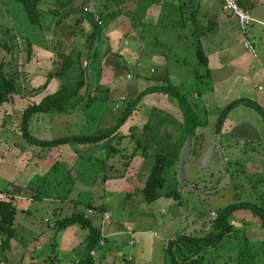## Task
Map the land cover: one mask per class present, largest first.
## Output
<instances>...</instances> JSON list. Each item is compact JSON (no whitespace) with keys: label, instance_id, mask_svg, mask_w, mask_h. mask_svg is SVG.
I'll list each match as a JSON object with an SVG mask.
<instances>
[{"label":"rangeland","instance_id":"obj_1","mask_svg":"<svg viewBox=\"0 0 264 264\" xmlns=\"http://www.w3.org/2000/svg\"><path fill=\"white\" fill-rule=\"evenodd\" d=\"M136 1L124 0L117 4L123 12L116 17L115 23L110 25L104 32L102 47L104 51L108 50V53L102 61L103 69L100 80L114 89V91L110 92L111 100L109 102L97 101L89 110L84 111V115L81 117V120L87 121V125L84 127L76 123L67 126V124L57 122L59 119L55 118L54 122L56 124L51 139L83 134L100 135L113 127L120 118L126 101L130 102L134 97L131 86L140 83L142 79L147 80L145 75L151 69H154L157 71L156 78L158 80L165 82L164 78L168 76L171 82L176 87H179L181 93L186 95L190 104H197L199 106L200 111H197L198 120L203 122L208 119L207 126H204L206 127L204 134H198L197 137L195 133L194 136L188 138L187 142L182 140L185 148L180 146L181 136L179 133H182L184 130L182 128L184 123L183 114L177 111V107L175 108L174 105L171 108L165 105L162 108H166L172 111V113L174 110L176 111V114L173 113L174 117L164 116L161 119L157 116L156 111L152 110L153 115L157 116L160 121L157 120V117H154L150 130H145L142 134L140 130L134 129L132 137V129L130 130V134L128 128H133L136 125L141 126L143 129L145 119L148 120L150 117L151 107L149 105L152 103H145L144 106L141 105L143 110L140 112L139 108L137 116H134V119L130 121L128 120L118 134L120 136V132L121 134L126 133L121 137L128 139L127 143L123 142L125 146L127 144L128 147L132 146V148H128V153H132L134 149L139 150L140 154L144 153L145 149L136 147L138 140L149 145L151 148L149 150L152 152L157 151L159 148L167 149L169 146H174L171 143L176 141V147L169 155H175L174 153L178 148H182L180 151L183 153L180 154V159L177 163L172 160L171 164L174 163L175 165L168 167V181L162 193H166L169 190L178 191L180 193V201L174 198L161 197L151 203L144 202L138 205V207H135V204L129 206V196L127 194L110 193L105 190L103 176L105 175L104 169L106 168L99 165H89L85 160L76 165H60L57 172L56 169L49 172V168L52 164L54 165V162L51 159H46V155L44 154H47L50 149L29 145L20 131L21 109L31 101L30 99L33 102L38 99L33 96H27L25 92H22V95L13 97L11 103L0 107V199H8L9 195L3 194V192H15L14 187L18 185L23 188L29 186L36 189L41 188L40 191L36 190L33 192L34 197L27 196L28 198L32 197L35 199L32 206H26L25 211H21V208L19 209L21 212L16 216L17 237L14 239L15 242H18V246L19 244L21 245V248H29L32 246L35 238L39 237L42 233H47L44 239L47 240L44 248L36 254L33 251L27 253V257L31 259L37 258L35 264H48L43 259L49 257L48 253L51 251V247L53 250H56L55 252H58L61 264H75L74 257L77 252H74L73 249L83 243V233L87 234L88 232L79 225H74L61 231L57 235L56 243H54L53 237L56 235L54 234V229L57 220L66 218L69 215L71 216L74 212L86 211L88 202L92 203L97 209L96 213L91 216L93 224L97 226L102 225L103 230L106 225L105 233L107 232L110 235L107 248L119 245L116 252L121 256L130 254L132 248L128 243L132 237H137L136 231H138V228H140L139 224L143 221L141 216L149 214L152 219L150 222L152 225L149 226L152 232L148 234L146 242H143V240L140 243L145 253V257L142 256L141 258L145 259V263L147 264H164V249L168 241L182 233L195 236L203 235L207 231L206 228H210V223L215 219L212 216V212L218 214V210L239 200L252 202L257 205H261V201H264V192H256L253 186L250 187L251 184L257 185L259 183L257 176H254L258 173L253 172L251 176L246 173L244 169L245 165H241V163L245 162L244 160H251L250 162L256 165V163L264 159V116L247 106H240L231 113V118L236 122V127L241 123L249 122L257 129L263 141L262 145H256L255 141L252 140V137L254 138L255 136L253 131L249 132L246 138H244L242 137L244 131L241 135L236 134V132L229 133L228 129L225 132L226 124L222 128L221 135L218 136L216 134V123L220 116V109L216 108L221 107V105L213 100L214 105L211 106V109H207L202 98L206 92L210 97L214 96L215 92L212 93V87H215L216 80L213 76L208 78L206 68L199 64L197 54L199 41L193 23L186 21L194 11H199V7H197L199 1L193 0L190 3V0H160L161 2L153 0V4L148 8L151 16L154 13L156 15V11H160L163 14L164 21L167 18L170 19V16H176L174 19H178L175 23L167 22L165 24H163L162 20L159 23L157 17L154 16L150 17L146 21V24L142 20L135 21V19L140 20L141 18V14L135 9ZM211 1L219 2L218 0H204L203 3ZM105 2L107 1L72 0L69 6L66 5V8L85 9V6L88 4L87 6L90 10H95L99 4L104 5ZM60 7L61 4L57 0H45L39 3V10L45 11L43 27H41L29 24L26 11L17 0H0V23H14L13 25L19 33L18 41L20 45L25 48L26 39H30L38 47L40 45H50L52 48L53 52L48 49L50 57L31 60L34 64L33 70H35L36 78L33 84L36 86L43 85L47 75L52 70L56 72L60 70L62 66V59L59 58L60 54H69L73 46L80 47L83 50V61H86L85 39L91 32L92 27L87 20H83L81 25H76L80 17L79 14L72 17L69 16L62 23H58V16L55 17L53 12L60 9ZM255 9L258 11L264 9V2L263 7L262 4L258 5L252 9V12L253 10L255 12ZM131 13L135 15V18L129 16ZM3 14L5 15L4 18H2ZM199 15H202V13L200 12ZM138 23L141 25H137ZM254 23L248 29V32ZM183 24H185L184 27ZM164 25H167L168 28H164ZM255 26L257 30H260L257 24ZM262 28L264 30V26ZM244 51L242 50V52ZM21 53L20 62L22 61L23 66H25L27 63L25 62L27 53H23V51ZM150 54L162 56V58L159 57L162 60L165 57L166 64L160 65L154 63L151 58H147ZM9 57L4 54V50L1 48L0 63L5 64V72L9 78H12L13 64L10 62L11 65L8 63L6 65L5 63L9 61ZM54 62H56V67L54 66ZM227 62L229 63V61ZM19 71L22 72L21 66H19ZM128 74L133 76L132 79H127ZM97 76V73L93 70L92 78L95 84L97 83ZM23 77L24 75L22 74V78H18V83L24 88L22 90L28 91L26 88L29 87V82L25 79L24 83H21ZM142 84L144 89H149L150 83L142 82ZM55 85L56 83L53 86L51 84V88L48 87V89L55 91L53 89ZM261 85L264 86V83ZM140 88L142 87L140 86ZM227 88L229 87L225 85V90ZM198 92L204 94L201 97H197ZM220 93L221 91L218 92V94ZM174 97L172 95L167 96L170 104H175L174 102L177 101ZM39 115L47 116V114ZM73 117H76V115ZM33 121L35 122V120ZM95 121L98 122L96 123ZM34 122L31 124V129L33 126L35 127L33 125ZM93 122L96 124L94 123V125ZM37 129L40 130L39 126H37ZM32 133L36 135V129H33ZM251 133L254 136L250 135ZM168 134H172L173 140L172 138H167ZM49 135V132L42 133L38 136V139H45ZM142 136H145V138ZM103 144H108L115 148L119 146L118 139L116 141L113 139L109 143ZM211 147L213 148L211 150L212 153L210 151ZM206 148H209L208 154ZM33 155L35 158H33ZM44 156L45 158H42ZM108 156L105 150L103 159H107ZM205 157L208 159L206 160ZM31 160H33V164L42 161L44 167L42 170L43 174L32 179L31 175L34 170H27V168L33 169L34 165L30 163ZM106 161L108 162V160ZM148 163L150 162L148 161ZM149 165H145V172L147 169L151 171L153 163ZM106 167L108 173H111L115 172L120 167V164L113 168ZM95 169L101 170L100 173L98 170L99 175L95 173ZM24 177H27L28 180ZM145 177L147 179V176ZM144 182L142 184L140 182L141 185L139 187H144L146 185ZM133 188L131 187L126 191L135 192L134 196H136V200L139 202V200L144 198L142 194L143 190ZM137 192H141V194L138 195ZM24 200L23 196L21 202H24ZM71 203H75V206ZM132 207L135 208L132 210ZM104 210H107L105 212L110 214V219L105 220L107 221L104 222L105 224L102 222ZM175 218L176 220L174 221ZM171 221L175 222L173 228H171ZM256 221L258 222L259 218L249 210H239L230 218L231 224L235 225L237 231H243L242 229L246 223L253 224ZM194 222L198 225V228H192L191 224ZM129 224L134 226L136 236H134L135 232L128 233L126 230L112 233L115 232L116 226H118V229H126V226ZM158 226L159 228L157 229ZM189 228L194 230H188L187 232ZM106 229H109V231ZM156 231L158 235L160 234L159 238L154 234ZM237 235L236 237L233 235L226 238L218 249L206 252L204 254V261L200 264H237L236 258L237 256L239 257L243 250V244L246 243L243 232L238 231ZM2 236L4 237V235ZM152 240L153 248L150 247ZM99 246L103 247L104 243L99 244ZM103 253L107 254V258H112L113 256L112 253L108 254L102 248L100 254L103 255ZM49 260L52 264V259L50 258ZM27 263L31 264L32 262ZM114 264H117V262L114 261Z\"/></svg>","mask_w":264,"mask_h":264},{"label":"trees","instance_id":"obj_2","mask_svg":"<svg viewBox=\"0 0 264 264\" xmlns=\"http://www.w3.org/2000/svg\"><path fill=\"white\" fill-rule=\"evenodd\" d=\"M23 5L24 10L27 13L28 22L31 25H38L43 27V22L45 18V12L39 10L38 5L40 2L45 0H17ZM54 1V0H53ZM61 7L58 10H54L53 15L58 16V23H62L64 19L73 15H80L76 22V25H81L83 20H87L92 30L87 35L85 39L86 56L85 62L83 50L80 47L73 46L70 53L60 54L59 58L62 59V66L58 72L52 70L46 77V81L43 85L38 88H26L28 91H24L22 86L18 83V78L21 77L22 73L24 75V70L19 71L20 63V42L18 41V36L10 28H6L0 25V49L8 51L12 55V78H9L5 72V64L0 63V107L12 102V98L17 95H22L25 92L27 96H38L35 102H28L21 109V122L20 131L23 138L28 142L29 145L38 146L43 149H53L68 145H97L101 143L110 142L113 139L119 137V131L127 123V121L132 117L135 111L139 108L142 109L141 105L145 97L152 93H163L169 96H175L174 98L178 102V108L180 113L183 114L184 123L182 128L184 129L181 133L182 140L187 142L189 137H192L197 132L198 127H204L208 124V119L201 122L198 120V113L200 111L197 104H190L189 99L186 95L182 94L179 87H176L168 76L164 78L165 82L163 86L151 87L149 89L143 90L139 95L132 99V101H126V105L123 107L121 116L118 121L113 125V127L107 129L100 135L94 134H83V135H71L58 137L54 139H38L34 137L30 132V121L34 116L39 114H49V115H71L79 111L89 110L97 101L109 102L110 101V87L103 84L100 80L102 76V61L108 50L104 51L102 47V41L104 38V32L108 29L110 25L115 23L116 17L120 15L123 11L121 7L117 4L124 0H106L104 5H98L95 10L88 9H75L66 8L72 2V0H57ZM85 1V0H84ZM193 0H190L192 3ZM241 0H239V3ZM153 4V0H137L135 9L141 14L140 20L135 19V21H143L145 15H147L148 8ZM67 5V6H66ZM88 5V4H87ZM87 5L85 8H87ZM241 5V4H240ZM196 6V4H195ZM242 6V5H241ZM196 10V8H195ZM197 11V10H196ZM194 11L190 18H187V22H192L194 25V30L199 41L198 45V60L199 64L204 66L207 70L208 78L212 77V73L209 69V60L207 55L200 44V37L204 35L207 31L205 26L200 25L198 20V11ZM163 14H160L158 22L165 23H175L178 19L176 16H170V19L164 21ZM53 16V18H55ZM130 17L135 18L132 13L129 14ZM185 22V21H184ZM183 22V23H184ZM138 23L137 25H139ZM142 24V22H141ZM140 24V25H141ZM137 25H135L137 27ZM151 25V24H149ZM158 26V25H157ZM185 24H183V27ZM160 27V25H159ZM162 28V27H161ZM164 28H168L164 25ZM3 41V42H2ZM32 41L26 39V53L27 57L25 62L30 63L33 55L32 51ZM56 67V62H54ZM97 73V83H94L92 78V71ZM53 80L58 81V89L54 92L47 93V89ZM213 90V87H212ZM23 92V93H22ZM207 93V92H206ZM204 93L198 92V96H202ZM240 106H247L260 115L264 116V109L261 105L250 99H238L229 103L226 107L220 109V116L216 123V134L221 135L223 127L226 122L230 119L231 113ZM156 111V110H154ZM154 117H151L149 122L145 126V130H150L151 122ZM134 130V129H133ZM133 130L132 134L133 135ZM167 138H172L171 134L167 135ZM173 140V139H172ZM175 143V144H174ZM179 143L180 146H182ZM167 149H157V151H151L149 145L144 144L142 141H138L137 146L141 149H145L144 153H141L145 157L148 156L153 160V167L150 171L149 178L146 182V186L143 190L144 200L147 203H151L160 199L161 197L174 198L180 201V193L178 191L169 190L166 193H162V190L167 184L168 178V152L173 151L176 147V142L171 143ZM179 146V147H180ZM111 147V146H110ZM113 147V146H112ZM111 147V148H112ZM119 150V149H118ZM181 148H178L176 153H180ZM134 151L131 155L127 156V161L124 165L129 166L130 160L136 154ZM136 153V154H135ZM58 165V164H56ZM59 166V165H58ZM57 166V168H58ZM106 177V176H105ZM106 179V178H105ZM15 193L23 194L25 196H33L34 191H40L41 188H23L20 186H15ZM3 193H6L4 191ZM130 198V196H129ZM97 210V209H96ZM239 210H249L259 218V224L262 229H264V206L257 205L252 202H243L241 200L228 205L227 207L218 210L217 217L210 223V228L203 235L195 236L189 235L187 233H182L171 240L168 241L167 246L164 249V264H200L204 261V254L208 251L218 249L226 238L236 237L237 230L234 225L231 224L230 218L235 215ZM104 213V212H103ZM108 213V212H105ZM110 215V214H109ZM17 210L14 206V196H9L8 199H0V234L4 235L0 244V255L2 262L6 259L5 253L11 247V241L17 236V224H16ZM74 225H79L82 229L86 230L87 236L84 238L82 244L78 245L74 252L76 262L75 264H96L95 252L99 247V244L103 240L102 231L100 228L96 227L90 215L84 214L82 212H74L71 216L57 220L55 225L53 242H55L57 235ZM243 250L239 257L237 256V264H255L258 262L256 255L259 248L258 245L252 244L247 236L244 234ZM56 245V244H54ZM55 248V246H54ZM55 253V259H58ZM94 252V254H93ZM54 261V259H53ZM52 261V264L54 262Z\"/></svg>","mask_w":264,"mask_h":264},{"label":"crops","instance_id":"obj_3","mask_svg":"<svg viewBox=\"0 0 264 264\" xmlns=\"http://www.w3.org/2000/svg\"><path fill=\"white\" fill-rule=\"evenodd\" d=\"M158 1L161 2L160 0H158ZM194 1H196V0H194ZM198 1H199V4L197 5V7H199L198 20L200 22V25L205 26V30L207 31L204 35H202V37H200L199 40H200V44L204 50V53L208 57L209 69L212 73V76L216 80L215 87H213L214 89L212 90V93L215 92L214 96L210 97L208 93H206L205 95L202 96V98L204 99L205 107L207 109H211V106L214 105L213 100H215L217 104L221 105V107H218L216 109H222L234 100L250 99V100L258 102L261 105V107L264 109V86L261 85L262 83H264V30L262 28L264 26V9H261L259 11L257 9H255V12H254V10L252 12V9L256 8V6H258V5L262 4V7H263L264 0H241V2H240L242 7H244L245 9H248L252 13L253 18L255 19V23L249 32H248L249 28L246 30V32L242 31L240 23L234 17H232L229 13L225 12L222 9V4L220 2H212L211 1L209 3H203L204 0H202V1L198 0ZM152 7H155V6H152ZM156 12H157V14L155 15V13H154L152 16L157 17V19H158L161 12L160 11H156ZM200 12L202 13V15H199ZM152 16L149 14V11H148L147 15H145V17H144L143 22H145V24H146V21H148L150 19V17H152ZM4 17H5V15L3 14L2 18H4ZM157 19H156V21H157ZM13 24H14L13 22H9L6 24L0 23V25H2L4 27L12 29L14 31V33L17 36H19L17 28ZM256 24L258 25V27H260V30L256 29V26H255ZM246 42H249L251 44V46L253 48V52H250L245 47ZM32 44H33V46H32V50H33L32 56L33 57L31 60H33V59H44V58L50 57L48 55V53L50 51H52V48L50 47V45L49 46L48 45L47 46L46 45L45 46L40 45V47H38L35 43L32 42ZM23 48L24 47L22 45H20L19 57H20V54H22L21 51H23V53L26 52V50H25L26 47L24 49ZM242 50H245V51L242 52ZM4 54L7 57L10 56L9 61L5 62L6 65H7V63L10 64V62H12V58H13L12 55L6 50H4ZM34 55H35V57H34ZM159 57L162 58V56H156L154 54L153 55L150 54L149 56H147V58L148 59L151 58L154 63H158L160 65H162V64L165 65L166 64V58L164 57V59L162 60ZM227 61H229V63ZM20 63H22V61ZM144 63H145V60H144ZM22 66H23V64L21 65V70H24V72H26V73H24V77H23V80L21 83H24V80L27 79V82H29V87H27L28 89L29 88H31V89L32 88H38L39 86H36L33 84V81L36 78H35V70H33L34 64L32 63V61H30V63H28V64L26 63V65L23 66L24 68ZM149 73H147V75H145L147 80L142 79V81L140 83H138L134 86H131L132 93L134 94L133 99H135L141 91L146 90L143 88L142 82H147L148 84L150 83L149 88L156 87V86H163L164 81L158 80L156 78V74H157L156 70L151 69ZM128 75H130L131 78H128ZM128 75H127V79H132L133 76L131 74H128ZM21 78H22V74H21ZM103 80H104V78H103ZM55 83H56V85L53 89L57 90L58 89V81L53 80L51 82L52 86ZM102 83L104 84L103 81H102ZM51 84L49 85V88H51L50 87ZM258 84H259V86H258ZM225 85H226V87H229V88H227V90H225ZM108 86L110 87V92L114 91V89L110 85H108ZM140 86L142 88H140ZM260 88H262V89L260 90ZM50 91L54 92V91L49 90V89H47L46 92L50 93ZM220 91H221V93L218 94V92H220ZM261 91H262V93H260ZM167 96L168 95L163 94V93H152V94L148 95L147 97H145V99L143 100L142 106H144L145 103H152L149 105V107H151L149 119H151V117H157V116L162 119L164 116H173L174 114H176L175 110L173 111V113H174L173 114L172 111H170L166 108H162L165 105H168L167 107H169V108L173 107V105H174L175 108L177 107L176 108L177 111H179L178 102L176 101V102H174L175 104H170ZM196 96L199 97L198 94ZM33 97H36V96H33ZM36 98H38V96ZM159 98H160V100H159ZM30 100H31V102H33L32 99H30ZM110 100H111V97H110ZM142 110L143 109H140V112ZM152 110L153 111L156 110L157 116L153 115ZM137 114H138V111H135L133 116L130 117L129 121L134 119V116H137ZM75 115H76V117H73ZM82 115H84V111H79L75 114H71V115H67V116L61 115V117H59L60 115H49V114H47V116L37 115V116H34L30 121V127H31V124L34 122L33 120H35V122L33 124V125H35V127L33 126L32 129L30 128V132L36 138H38V136L41 135L42 133L49 132L50 135L45 139L50 140L52 138V132L55 129V124H56V122H54L55 118L59 119V121H57V122H61L62 124H67V126L70 124L76 123V124H78V125L80 124L84 127L85 125H87V121L86 120L84 121L83 119L81 120ZM158 117H157V120L160 121V119H158ZM231 117L232 116L230 115V119L226 122L225 129H224L225 132H227L226 130L228 129L229 133L236 132V134L241 135L242 132L244 131L242 134V137L246 138V135L249 132L253 131L255 133V136L252 133L250 134V135L254 136V138L252 137V140L255 141L256 145H259V144L262 145L263 144L262 138L259 136L257 129L251 123L244 122V123L239 124V126L236 127V122L233 121V118H231ZM148 120L145 119L146 123L144 122L143 129L141 128V126L134 125L133 128H128V130L130 131L131 129L132 130L137 129L138 131L140 130V132H142V134H143L145 126L149 122ZM95 122H93V124ZM37 126H39L40 130L37 129ZM175 127H177V125H175ZM33 129H36V135H34L32 133ZM205 129H206V127H202V128L198 127L197 132H196L197 137H198V134H200V135H201V133L204 134ZM131 131H130V134H131ZM123 134H126V133L121 134V132H120V136L115 139V141L118 139V142H119V146L116 148L115 147L110 148V145L101 143V144H97V145H86V146L68 145V146H63V147L51 149L47 154L46 153L44 154V155H46V159H51V161L54 162V165L52 164V166L49 168V172L55 171V169L57 172L60 165H76V164H79L82 160H85L89 165L103 166L104 168H106V169H104L105 175L103 176V179H104L103 183H105L104 184L105 190L110 192V193L115 192L118 194H123V193L127 194L128 196H130V198L128 199L129 200L128 205L132 206L135 204L136 205L135 207H138V205L145 202L144 198L139 200V202H137L136 196H134L135 192H127L126 190L130 189L131 187L133 188L135 186L140 190L141 189L144 190L146 185L144 187L143 186L139 187V185H141L144 181H145L144 183L146 184V182L149 178V175H150V169H147V171L145 172L144 167L146 164L152 165L153 162H152V158H150L148 156L146 157V155L144 157L143 155H141L137 151V154L135 153L136 155L132 159H128V160H130V163H129V166L126 167L124 165V163H125V161H127V156L131 155L134 151H136V149H134L132 151V153H128V151H129L128 148H132V146L128 147V144L126 146L124 145L123 142L127 143L128 139L122 138L121 136H123ZM179 134L182 137L181 133H179ZM131 136L133 137V135H131ZM142 137L145 138V136H142ZM119 138L122 140L120 141ZM138 141H141V140H138ZM106 143H109V142H106ZM180 144L182 145L183 143H180ZM121 145L122 146L124 145V146L122 147ZM182 147L185 148V145L183 144ZM206 149H207V154H208L209 148H206ZM212 149L213 148L211 147L210 151ZM105 150L107 151V156L109 155L107 157V159H103V153L105 152ZM181 150H182V148H181ZM171 152H173V151H169L167 154L168 160H169L168 166L175 165L174 163L171 164L172 160H174L177 163V161L180 159V154L183 153L181 151L179 154H177L175 152L174 153L175 155L170 156L169 154ZM211 153H212V151H211ZM187 155H189V154H187ZM39 157H41V155H39ZM206 157H205V159H206ZM33 158H35V156ZM42 158H45V156ZM42 158H40V159L42 160ZM205 159H204V162H205ZM106 160H108V162ZM148 161L150 163H148ZM244 161L245 162L241 163V165H245L244 169H245L247 174L252 176L253 172L258 173L257 175H254V176H257L259 183L257 185L251 184L250 187L253 186V188L255 189L256 192H264V159H262L259 163H256L254 161V163H256V165H254L252 162H250L251 160H248V161L244 160ZM30 163H32V165H34L33 169L27 168L28 171L34 170L33 174L31 175L32 176L31 179L39 176L40 174H43L42 170L44 169V167L42 165V161L40 163L36 162L35 164H33V160H31ZM56 164H58L59 166ZM119 164H120V167L117 168L115 170V172L108 173L106 166L113 168L114 166L119 165ZM57 166H58V168H57ZM121 166H123V168H121ZM247 167H249V168H247ZM135 168H136V170L138 169L137 172H136ZM45 169H47V167H45ZM98 170L100 173V171H101L100 169L94 170L96 174H98ZM144 175L147 176V179ZM45 177H47V176H45ZM24 178L26 180H28L27 177H24ZM140 182H141V184H140ZM226 184H227V182H226ZM93 186H95V185H93ZM93 186H92V188H93ZM137 188H133V189H137ZM3 194L9 195L10 197L14 196V206L17 210V215L19 212L25 211L26 206H29V207L32 206L33 202L35 201V199H33L32 197L28 198L29 196L27 197L23 194H17L16 195L15 192H6ZM137 194L139 195V194H141V192H137ZM142 194L144 195V192H142ZM143 195H141V196L143 197ZM23 196H24L25 200H24V202H21V198L23 199ZM26 199H28V200H26ZM261 202H262L261 205L264 206V201L262 200ZM67 203H70V202H67ZM18 204H19V207H18ZM71 204L75 206V203H71ZM135 207H132V210ZM89 210L93 211V213L90 215V218H91V216L96 213V207L94 205H92V203L88 202L87 210L82 212V213L87 214ZM105 211H107V210H104L103 211L104 213L102 214V222L103 223L107 222L105 220H108V219L103 218ZM141 218L143 221L139 224L140 228H138V231H136L134 229V226L129 224L126 226V229H118V226H116L115 232H112V233H116L117 231H122V230H126L128 233L135 232V231L137 232V237H132L128 243L129 246L132 248V251L130 252V254L123 255V256L119 255L116 252V250H118V248H119V245L107 248V243H109L108 238L110 237V235L107 232L105 233L106 225L104 227V230L102 229V225H100V226L95 225L96 227L101 229L102 237H103V240L101 242L104 243L103 247L99 246L96 249V252L94 255L95 260H96V264H114V261L117 262V264H120V263L121 264H147V263H145L146 260L141 258L142 256L145 257L144 256L145 253L143 252L140 243L143 240H144L143 242H146L148 234L152 232V229L149 227L150 225H152V223H150L152 219H151V216L149 214H144V216H141ZM175 220H176V218L174 219V221ZM234 220H235V218H234ZM234 222H236V221H234ZM171 224H172L171 228H173L174 227L173 225H175V222L173 223V221H171ZM191 225H192V228H198V225H196L195 222ZM244 226L245 227L242 229L243 231H241V230H238V231L243 232V234H245L247 236L248 240L252 244H256L259 246V248H261L260 250H258V253L256 255L258 262H256L255 264H264V229H262L260 227L259 221L258 222L256 221L253 224H247L246 223V225H244ZM234 227H235V225H234ZM158 228H159V226L157 227V229ZM147 229H149V230H147ZM206 229H208V228H206ZM106 230L109 231V229H106ZM188 230H194V229L189 228V229H187V232H188ZM136 232L134 233V236H136ZM154 234H156L157 238H159L158 236L160 234L158 235L157 231L154 232ZM83 235H84V238L87 236V234H85V233H83ZM46 236H47L46 232L42 233L39 237L34 239V242L31 241L32 246H30L29 248H26V247L21 248V245L19 244V246H18L17 245L18 242L14 241V239H15L14 238L11 241L10 249L5 253L6 259L2 262V260L0 258V264H29L27 262H32L31 264H35V262H37V258L35 257V258L31 259L30 257H27V253H30L31 251H33L34 254H36L40 250H42L44 248L46 242H47V240H44ZM2 238H3V236L0 235V240H2ZM115 244H116V241H115ZM150 247L153 248V240L150 243ZM102 248H103V251H106V253H108V254L112 253L113 254V256L111 255L112 258H110V257L107 258V254H104V253H103V255H101L100 252H101ZM48 255H49V257H47V259H43V260H46V262H48V264H51L50 260H49L50 258L52 259V261L54 259V261H53L54 264H61L58 257H57L58 259L54 258L55 253H53L52 247H51V251L48 253ZM56 255L58 256V252H56ZM112 259H114V260H112ZM111 260H112V262L109 263ZM74 261L76 262L75 258H74Z\"/></svg>","mask_w":264,"mask_h":264},{"label":"built area","instance_id":"obj_4","mask_svg":"<svg viewBox=\"0 0 264 264\" xmlns=\"http://www.w3.org/2000/svg\"><path fill=\"white\" fill-rule=\"evenodd\" d=\"M91 1V0H88ZM222 4V9L229 13L232 17H234L241 25L242 31L246 32L248 28L252 26V24L255 22V19L252 16V13L248 10L242 7L239 3V0H218ZM89 7L85 8L87 11ZM245 47L250 51L253 52V48L249 42L245 43ZM128 78H131L130 75H128ZM93 213L91 210L87 213V215ZM213 217H217V214L215 212L212 213ZM105 219H109L110 215L109 213L104 214ZM100 244H103L101 242ZM94 254V252H93Z\"/></svg>","mask_w":264,"mask_h":264}]
</instances>
